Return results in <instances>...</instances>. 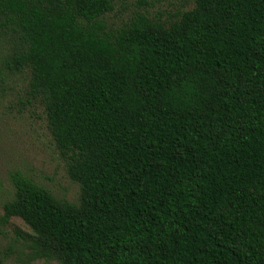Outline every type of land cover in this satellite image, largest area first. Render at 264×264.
<instances>
[{
    "label": "trees",
    "instance_id": "obj_1",
    "mask_svg": "<svg viewBox=\"0 0 264 264\" xmlns=\"http://www.w3.org/2000/svg\"><path fill=\"white\" fill-rule=\"evenodd\" d=\"M111 0H0L77 204L20 173L3 221L61 264H264V0L111 30Z\"/></svg>",
    "mask_w": 264,
    "mask_h": 264
},
{
    "label": "rangeland",
    "instance_id": "obj_2",
    "mask_svg": "<svg viewBox=\"0 0 264 264\" xmlns=\"http://www.w3.org/2000/svg\"><path fill=\"white\" fill-rule=\"evenodd\" d=\"M107 28L118 29L137 13L164 24L193 9L195 0H111ZM20 51L16 33L0 30V264H61L57 259L33 258V233L17 217L4 222L3 205L13 197L11 175L20 173L55 198L77 204L80 187L66 172L47 128L43 106L28 94L29 71H17L13 56Z\"/></svg>",
    "mask_w": 264,
    "mask_h": 264
}]
</instances>
